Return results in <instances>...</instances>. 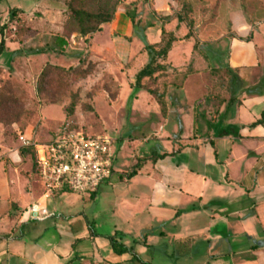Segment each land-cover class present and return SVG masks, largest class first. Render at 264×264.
<instances>
[{
	"label": "crops",
	"instance_id": "obj_1",
	"mask_svg": "<svg viewBox=\"0 0 264 264\" xmlns=\"http://www.w3.org/2000/svg\"><path fill=\"white\" fill-rule=\"evenodd\" d=\"M168 1L156 0L155 6L166 10ZM123 7L121 2L116 19L102 29L109 25L111 33L115 30L118 37L133 40L134 25ZM17 10L29 18L35 12L48 19L63 18L59 5L46 0L37 1L30 11ZM238 16L232 18L233 36L228 37L227 87L212 88L217 95L196 102L193 95L208 89L170 86L165 112L161 109L162 134L152 143L158 149L154 156H168L143 162L133 178L124 177L131 170L115 171L94 194L66 190L45 197L39 177L41 192L32 188L23 194L17 192L3 160L18 152L0 150V264H148L141 255L148 247L161 246L181 253L178 259L171 256L175 264H264V49H258L253 33L246 29L250 25ZM161 34L162 30L150 27L145 32L150 44L158 43ZM96 35L85 39L92 38L93 43ZM19 46L10 41L8 50H21ZM189 46L180 40L174 44L172 55L179 57L173 68H178L179 61H192ZM143 47L137 54H142ZM104 52L118 60L132 56L123 57L117 45ZM41 53L48 56L45 50ZM232 78L237 86L231 84ZM224 92L226 97L218 95ZM166 126H170L167 133ZM131 156L132 167L138 152L132 150ZM81 200L85 205H79ZM90 200L95 228L108 224V234L88 231L73 218L86 215ZM147 231L154 240L148 237L141 242L140 235ZM117 233L129 254L114 252L110 237Z\"/></svg>",
	"mask_w": 264,
	"mask_h": 264
},
{
	"label": "rangeland",
	"instance_id": "obj_2",
	"mask_svg": "<svg viewBox=\"0 0 264 264\" xmlns=\"http://www.w3.org/2000/svg\"><path fill=\"white\" fill-rule=\"evenodd\" d=\"M37 1L0 0V45L3 39L1 30L6 27V48L0 55V150L18 152L11 159L4 157L3 160L17 192L23 194L32 188L40 193L41 185L33 156L20 157L22 137L44 143L67 128L82 130L88 135H107L115 141L114 153L119 158L118 162H114V170L132 171L140 159L152 157L153 151L158 150L152 143L157 135L162 134L161 126L165 123L158 98L149 90L166 99L170 86L186 84L190 90L208 89V92L201 90V93L193 95V101L197 102L216 94L210 89L227 87L231 48L228 37L233 36L232 18L237 15L250 25L246 29L249 34L253 33L258 49H264V0H167L170 7L167 5L163 11L155 6L156 0H120L124 5L123 13L133 18V25L138 24L145 32L149 26L152 31H160L161 28L173 31L181 43L190 45L189 50L193 53L192 61L189 58L185 63L178 60L176 70L169 69L157 74L154 79H146L144 88L135 90V77L149 61L147 53L137 54L146 44L140 36L133 33L134 39L127 40L118 37L120 33L115 30L111 33L107 25L100 34L97 33L93 43L92 38L86 40L78 35L72 36L65 53H59L53 49L56 37L65 34L66 13L60 19H48L41 12H35L31 18L22 15L16 22L10 20L11 10L23 8L30 11ZM163 2L166 4V0ZM179 15L184 22H179ZM10 41L18 43L22 52L15 54L8 50ZM92 44L95 45L93 49ZM115 45L126 52L123 57L127 58L129 53L132 56L128 60H118L113 54L104 52ZM250 48L248 45L247 50L250 51ZM37 50H45L48 56L31 54ZM181 52L185 53V50ZM178 57L173 54V60L169 62L168 56L166 63L174 67ZM203 57L209 61H204ZM49 64L63 71L78 68L79 71L87 70L89 74L85 78L74 79L71 74L51 71L46 81L41 82L40 75ZM218 95L224 98L227 93ZM72 102L76 103V107L74 114L69 115L67 108ZM166 128L167 133L170 126ZM146 140L150 143L147 144ZM141 143L146 146L141 148ZM132 150L138 152L139 158L131 167ZM149 160L154 161L153 158ZM87 203L86 215L73 218H78L88 231L98 234L111 232L108 224L95 228L92 201ZM79 205H85L83 200ZM13 206L18 207L15 203ZM151 236V231L144 232L140 241L146 242L148 237L154 240ZM115 238L125 245L120 233ZM131 241L135 244L136 240ZM165 241L168 243L169 240ZM147 250L141 257L148 264H175L171 256L173 259L181 256L178 250L172 253L174 248L161 246L155 249L148 247Z\"/></svg>",
	"mask_w": 264,
	"mask_h": 264
},
{
	"label": "trees",
	"instance_id": "obj_3",
	"mask_svg": "<svg viewBox=\"0 0 264 264\" xmlns=\"http://www.w3.org/2000/svg\"><path fill=\"white\" fill-rule=\"evenodd\" d=\"M47 2L55 5H59L63 10V13L68 15L67 21L65 23V34L58 36L55 39L56 47L53 49L59 53H65L66 48L69 46V40L72 36H81V37H92V35L101 32L102 26L110 24L114 19L120 5V0H46ZM80 6H76V4ZM22 11L13 9L10 11V20L16 22V19L20 18ZM132 21L133 18L129 16ZM15 19V20H14ZM179 22H184L182 15L178 16ZM19 26V22H17ZM151 27V26H149ZM6 27H3L1 34L3 36L1 45H0V55L4 52L6 48L4 30ZM134 35L140 36L143 41H145V46L141 50V53H147L149 57L148 63L137 73L135 77L134 89L141 90L144 88V80L154 79L157 74L166 72L169 69L176 70L175 68L169 66L166 61L170 52L173 49L174 44L179 40L175 32L167 31L165 28H162L161 39L158 43L150 44L147 41L145 31L138 24L134 25ZM187 35L186 37H188ZM22 51H16L15 54L21 53ZM42 50L32 51L31 54H39ZM51 71L56 73H65L67 75L71 74L74 79L85 78L88 76L89 72L87 70L79 71L78 68L72 71H63L60 68L55 67L54 65H47L41 75L40 81H46V79L51 74ZM231 84L238 85V81L235 78L231 79ZM239 80V79H237ZM151 94L158 98V103L161 106L162 111L165 112V100L155 91L149 90ZM251 92V91H250ZM76 103L72 102L67 108L69 115L74 114ZM67 130H76L74 128H67ZM32 155L34 159V165L37 173L39 172L37 165V157L34 148H22L20 150V156ZM167 154L157 155L152 157H144L139 160L138 164L134 165L132 171L125 173L124 177L131 179L137 175L138 169L141 164L151 158L154 161L167 157ZM110 241L114 252L117 254H124L129 252V248L124 244L119 243L115 237H110ZM144 243H146L144 241ZM135 258V257H134Z\"/></svg>",
	"mask_w": 264,
	"mask_h": 264
},
{
	"label": "built area",
	"instance_id": "obj_4",
	"mask_svg": "<svg viewBox=\"0 0 264 264\" xmlns=\"http://www.w3.org/2000/svg\"><path fill=\"white\" fill-rule=\"evenodd\" d=\"M22 140V148L35 149L45 197L66 190L94 194L115 172V141L107 135H88L76 129L65 130L44 143L25 137ZM41 213L47 214V210Z\"/></svg>",
	"mask_w": 264,
	"mask_h": 264
}]
</instances>
